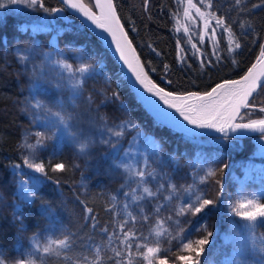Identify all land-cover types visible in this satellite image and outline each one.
Instances as JSON below:
<instances>
[{
    "label": "trees",
    "instance_id": "16d2710c",
    "mask_svg": "<svg viewBox=\"0 0 264 264\" xmlns=\"http://www.w3.org/2000/svg\"><path fill=\"white\" fill-rule=\"evenodd\" d=\"M83 1L94 8L93 0ZM195 2L199 5V0ZM256 2L258 0H247L248 7ZM44 3L49 9L55 7L65 10L56 14L27 7L23 11L17 13L11 11L0 16V38L7 37L6 44L0 42V197H2L0 249L6 253L3 257L6 264L23 259L25 252L18 250V245L30 242L44 227L50 228L52 233L56 230H59V233L62 229L70 230L76 252L90 255L92 245L100 243L103 247L106 241V234L100 230L101 227L107 226L111 230L115 226V221L122 219L121 216H113L111 211L106 210L112 203L111 196L115 195L118 202H123L122 193L128 190L121 188V185L125 184V178L122 171L113 166L111 150L107 145L96 143L87 155H78L67 139L54 145L47 142L45 148L38 149L35 158L30 156L28 150L21 148L25 136L28 137L29 143H34L35 137L29 134L39 131L31 128L37 113L31 104L36 101H30L24 94L33 88L32 68L33 65L42 63L41 52L58 49L63 53L60 58L66 60L73 68L80 63L96 65L97 61H100L103 72L111 78L110 84L100 75L86 79L84 97L77 101L78 107L75 109L82 114L79 126L85 133L96 136L95 129L88 123L90 115L97 117V124L100 123L99 116L107 117L109 125L131 119L140 126V129L151 133L161 146L164 164L161 166L157 160L152 167L166 174L165 181L170 178L178 188L180 185L188 186L194 184V175L203 176L207 167L219 168L227 164L228 168L223 173L218 172L217 177L209 181L210 187L204 184L196 185L198 189L207 193L206 198L215 196L217 187L213 181L221 178L225 194L229 185L238 191L243 188L245 193H251L253 190L264 191V179H257L259 175H264V150L258 152L256 148L258 143L256 138L262 137L261 134L225 141L217 140L218 136H189L158 123L136 100L121 74L119 65L105 46L59 0H44ZM114 3L120 20L149 75L161 86L174 92L205 91L219 80L242 74L256 58L261 45H264V8L238 13L233 6V0H214L213 10L217 11V15H224L232 23L241 48L234 54L236 61L234 64L233 57L223 51L227 36L218 31L215 39H218L219 43L216 46L222 49L220 55L223 61L217 64L215 58L211 56L212 42L206 37L201 47L197 39V30L194 32L188 26L192 31L190 33L192 42L200 47L208 59L213 60L211 65L205 64L201 68L198 59L189 51L185 35L174 30L180 25L179 21L183 15L182 10L179 11L182 4H178L177 0H114ZM201 9L204 10L203 6ZM177 12L179 15L176 18ZM242 20L250 22L255 31L245 33L240 29L239 24ZM22 25L27 26V31L18 30ZM48 41L50 45L47 44ZM44 43L45 47L42 46ZM32 47H35V58L30 56L29 61L20 62L18 53L30 55L25 50ZM181 47L188 53L187 62L184 64L178 63ZM74 49L79 51H73ZM165 65L168 66L167 70ZM153 68L154 72L151 71ZM96 70L99 71L100 67ZM55 84L54 74L46 80H37L36 87L33 88L39 95L37 101H44L52 106L55 100L60 98L67 103L70 93L67 90L60 91ZM114 91L119 92L120 100L128 107L127 112L121 111L119 100L113 102L105 100V93L111 96ZM89 94L94 101L91 108L86 100ZM255 102L258 105L264 103V91L255 97ZM69 111L73 109L69 108ZM246 112L247 110H243L241 114L244 115V119H238V122L264 117V113L258 111L245 115ZM132 133L134 132L131 130L125 133L121 140V148L122 142ZM25 156H29L32 162L45 163L49 178H44L23 164ZM172 158L179 161L178 169ZM198 161L201 162L200 165L193 167L192 165ZM61 162L66 165V170L53 172L54 165ZM14 164L19 167L14 169L12 167ZM248 170L254 175L252 181H244L242 178ZM38 176L42 180L37 189L38 198L29 204L18 194V187L21 180L32 186L34 177ZM165 181L161 183H164L167 189ZM152 186L155 191L156 185ZM165 196L166 194L162 193L159 199L164 201ZM155 202H143L144 212L151 217L141 226L145 236H148L154 219H164L170 215L173 221L180 222L179 225L166 223L172 235L175 236L183 228L186 239L202 238L205 233L197 232L195 229L206 223L213 235L209 238V244L205 246L201 264H214L212 260L218 256L223 258L226 256L228 264H259V258L252 250V242L247 232L241 229L238 240L232 237L233 227L236 226L233 225L234 218L225 210L224 203L219 204L212 212L206 211L196 216L190 214L177 216L175 210L180 201L173 198L161 209L157 217L154 209H151V204ZM85 205L94 210L99 222L95 229L91 227V222L85 219ZM17 206L21 211L17 210ZM42 206L51 209L49 215L43 214ZM121 210L122 203H118L117 211ZM132 211L136 212L134 205ZM20 216L23 217V226L18 218L14 219ZM230 223L232 225H229ZM258 234H264V225L258 228ZM149 241L152 240L149 238ZM160 247L162 249L170 247L171 250L167 253L169 264H182L173 260V254L185 253L179 250L176 240L169 245L162 237ZM164 255V252L160 253L161 258ZM49 264H55L54 259L50 260Z\"/></svg>",
    "mask_w": 264,
    "mask_h": 264
},
{
    "label": "snow or ice",
    "instance_id": "6c2138e0",
    "mask_svg": "<svg viewBox=\"0 0 264 264\" xmlns=\"http://www.w3.org/2000/svg\"><path fill=\"white\" fill-rule=\"evenodd\" d=\"M94 6L99 9V15L93 12L90 8L82 3V0H61V3L67 8L74 10L82 17V23L87 22L93 26L104 40L108 41L109 45H115V51L119 55V59L123 65L122 75L127 79L132 80L135 86V91L138 99L147 105L157 116L167 117L163 111V105H167L169 109H175L183 121L188 125H192L197 129H208L213 132L220 133L217 140L230 141L234 139L233 133L241 136L242 133L258 132L264 137V119H251L248 122L238 123V119L243 120L244 115L241 110H247L245 115L252 112L264 113V103L257 104L255 97L259 96L264 91V45H261L259 56L247 73L239 79L224 80L222 83H217L210 91L198 92L189 91L185 94H178L171 91H166L155 83L144 65L141 63L139 56L132 47V41L128 38V33L124 31L123 25L120 23V18L116 14V6L113 0H93ZM179 3H186L183 15L186 19L192 21L193 28H196V20H200L203 26V35H198L197 39L200 41L201 47L205 36L212 42L211 56L215 58L217 64L223 61L220 55L222 49L218 48L219 40L216 38V33L221 32L222 35L227 36L226 46L223 51H226L230 57L241 48L239 37H236L233 31V25L224 15H217V11L213 10L214 0H199V5L194 3V0H178ZM24 4L31 8H39L45 12L59 14L63 12L64 8H47L44 0H0V9H5L9 5ZM203 6V9H201ZM234 8L239 12L251 11L252 9L264 8V0H258L256 3H251L248 7L247 0H233ZM193 13L195 15H193ZM240 29L247 32H254V26L242 20L239 24ZM18 30L27 31V26L22 25ZM175 31H181L179 28ZM210 30V31H209ZM185 33L186 44L189 47L191 54L199 61L201 68L213 63L212 59H208L200 47L192 42V35L189 34L188 27L183 28ZM257 38L259 34H256ZM110 37V38H109ZM0 42L6 44L7 37L0 38ZM233 44L235 45L233 47ZM30 55H23L18 53V60L25 62L31 58H35V47L26 49ZM73 51H79L74 49ZM155 51V49H153ZM180 55L178 63H186L188 53L184 48H180ZM43 60L40 65H33L32 68V87H36L37 80H46L50 75L54 74L56 80V88L60 91L67 90L70 97L67 103L63 99H56L52 106L44 101H36L31 104V107L38 113L39 127L45 131H38L30 133L29 135L35 137L34 143L28 142V137L25 136L21 148L28 150L31 157L35 158L38 149L46 147L49 140H64L67 139L72 143L78 155H87L91 148L100 143L107 145L111 150L113 166L122 171L125 178V184L121 188H127L123 191L124 201L118 202L117 196H111V205L108 211H111L113 216H121L122 219L115 221V226L110 230L107 226L101 227V231L106 234V241L102 247L100 243L91 246L90 255H85L83 252H76L74 248L73 234L68 229L61 230V236L58 238L46 237L43 241L40 239V234H36L33 238L31 248L26 253L27 259H20L16 264H49L50 260L55 261V264H169V257L167 253L171 250L169 248L162 249L160 247V238L164 237L169 245L173 240H176L179 245V250L187 254L175 255L173 260L182 262V264H201V257L205 253V246L209 244V238L213 233L208 230V225L201 224L199 228L195 229L197 232H203L202 238L191 240L186 239L183 235L185 229L181 228L175 236L166 227L167 222H172L179 225V220L173 221L170 215L164 219H156L155 224L151 227L149 235L145 236L141 231V226L148 222L151 217L144 212L143 203L157 201L154 204V214L159 217L162 208H165L168 202L173 198L180 201L177 205L175 214L177 216H185L190 214L196 216L197 214L212 212L216 210L219 204L226 203L230 212L244 221L242 228L247 231L251 239L252 250L259 258V264H264V234H258V228L264 225V191L259 193H252L251 198L244 196L243 188L240 189L241 195L235 200L225 201V193L223 191V180L215 179L213 183L217 187V191L213 198H206L207 193L199 191L197 184H204L210 187L209 181L217 177V173H223L227 164H223L219 168L207 167L204 169L203 176L194 175V184L188 186L180 185L178 188L171 179L165 181V173L158 172L152 167V164L157 160L163 166L164 161L161 157V146L154 137H149L148 134L140 130V126L133 120H122L119 123L109 125L107 117L99 116L100 123L97 124V117L89 116L88 123L96 131L94 137L91 133H85L80 128L81 113L76 112L78 107L77 101L84 97V85L87 78H92L96 75L103 76L106 83H111V78L106 76L102 70L100 61L96 65L89 63H80L73 68L66 60L60 58L63 56L58 49H52L49 52H41ZM150 63V62H149ZM97 67L100 70L97 71ZM167 70L168 66H164ZM259 67V71L257 68ZM155 71V69H151ZM170 84L171 81H168ZM119 86V85H118ZM145 93L151 94L145 95ZM152 97H157L158 100ZM35 100V96L32 97ZM88 105L91 108L94 101L89 94L86 98ZM105 100L107 102L120 101L121 111L127 112V105L120 100L119 92L114 91L111 96L105 93ZM104 102H102L103 104ZM53 108L57 110H53ZM69 108L73 111H69ZM99 112V108H96ZM191 129V128H188ZM186 129V131H188ZM131 130L135 136L131 140V144H135L138 140H143L150 145L149 156H144L141 160L135 163H129L133 159L129 150H122L121 140L125 133ZM189 132V131H188ZM123 156L121 157V152ZM176 168H179V161L172 158ZM201 162L192 165L198 167ZM206 163V161L204 162ZM29 169L35 173L41 174L44 178L47 177L46 166L43 162H32L29 156L23 159ZM18 168V165H12ZM79 167V165H73ZM66 165L64 163H56L52 168L53 172L65 171ZM165 181L168 185L165 189ZM156 185V190L153 191L149 183ZM42 183L41 178L34 177V183L29 186L28 182L21 180L18 187V194L21 198L31 204L38 198V186ZM59 183V181H57ZM134 185V186H133ZM167 191L168 195L164 197V201H159V195ZM181 192L183 195H181ZM185 197L187 201L185 202ZM2 198V197H0ZM122 203V210L117 211V204ZM133 205L136 212L132 211ZM17 210L21 211L19 206ZM44 215H49L51 209L42 206ZM85 219L91 222L93 229L97 228L99 222L94 215V210L85 205ZM19 219L23 226V217H14ZM241 228L233 227L232 237L236 240L240 238ZM155 239V246L149 244V238ZM165 255L161 258L160 253ZM110 253V254H109ZM6 255L3 249H0V264H6L4 256Z\"/></svg>",
    "mask_w": 264,
    "mask_h": 264
},
{
    "label": "rangeland",
    "instance_id": "374dc122",
    "mask_svg": "<svg viewBox=\"0 0 264 264\" xmlns=\"http://www.w3.org/2000/svg\"><path fill=\"white\" fill-rule=\"evenodd\" d=\"M178 1V0H177ZM194 3L195 0H194ZM179 4V2H178ZM182 4V3H180ZM28 6L27 5H24V4H19V5H9L7 8L5 9H0V16H3L5 14H7L8 12H11V11H14V12H20V11H23L27 8ZM184 7H186V3H183L182 4V9H179V11L182 10L181 14H183V10H184ZM177 15H179V13L177 12L176 14V18H177ZM193 15H195L193 13ZM175 18V19H176ZM180 25L178 26V28L181 30L180 32L185 35V33L183 32V28L184 27H188L190 26L191 29L195 32V30H197V35H203V26H202V22L200 20H196L195 23L197 25L196 28H193V25H192V21L191 20H188L184 17V15H182L180 21H179ZM192 33L191 30H189V34ZM207 36H205V39H206ZM204 39V41H205ZM203 41V42H204ZM45 44L44 43L42 46L45 47ZM48 45H50V41H48L47 43ZM24 96L26 98H28L30 101L32 100V97L35 96V100L33 101H37L38 98H39V95L36 91H33V88L29 89L27 91V94H24ZM43 115L42 113H36L35 117H34V122L32 123V126L31 128H36V130L38 131H45V129H43L42 127H39V116ZM264 119V118H263ZM142 130V129H140ZM144 133L148 134L149 137H154L151 133H148V132H145L144 130H142ZM135 136V133H132L128 136L127 139H125L123 142H122V150H129L132 154V157L133 159H130L128 162L129 163H135L136 161H139L141 160L144 156H149V159H150V145L148 143H146L145 141L143 140H138L135 144H131V140L132 138ZM155 138V137H154ZM156 140V139H155ZM256 140L258 141L257 145H256V148H257V151L260 152V151H263L264 150V138L260 137V138H256ZM157 141V140H156ZM49 145H54V144H59L61 143L62 141L61 140H49L47 141ZM256 151V150H255ZM256 151V155H258V152ZM123 156V151L121 152V157ZM158 172H160L159 170H157ZM244 181H252L254 180V175L252 172H250L249 170L245 173V177H242ZM257 179H260V180H263L264 179V175H259L257 177ZM81 183H83V181L81 180ZM152 184L154 183H149V186L152 188V190H154L155 188L152 186ZM134 186V185H133ZM155 186V184H154ZM198 188V187H197ZM199 191H202L199 189ZM259 193L261 191L259 190H253L251 193H245L243 192L242 194L244 196H247L249 198H251V194L252 193ZM163 194H166L168 195L167 191H165ZM241 195V192L236 190L235 188H233V186L229 185L227 186V189H226V194H225V197H224V200L225 201H232V202H235V200L238 198V196ZM187 199V197H185ZM184 198V199H185ZM159 201L162 202L161 199H159ZM157 202V201H156ZM155 202V203H156ZM261 202H264V200H261ZM143 203V202H142ZM154 203V204H155ZM154 204L152 206V210L154 209ZM180 204V202H179ZM224 208L225 210L229 213V216L233 217L234 218V224L237 228H241L242 230H244L245 232H247L245 229L242 228V225L244 224V221L240 220L239 217L237 216H234L230 210L228 209L227 207V204L224 203ZM159 219V218H157ZM155 221L156 219H154V221L151 223L152 224V227L154 226L155 224ZM229 225H232V223H230ZM167 227V224L165 225ZM41 232V233H40ZM40 239L43 241L46 237H49L51 236L52 238H56V236L60 237L61 236V233H59V230H56L54 231V233H52L53 231H51L50 228L48 227H44L42 228V230L40 231ZM147 235H149V232L147 233ZM150 240L152 241H149V244L152 245V246H155V239L150 237ZM32 242H33V239L30 240V242H24L25 245H18V250L20 251H23L25 252L24 253V256H23V259H27V256H26V253L29 251V249L31 248V245H32ZM182 254H187L186 252L185 253H181V254H178V255H182ZM212 262L214 264H228V258H226V256L221 257V256H218L216 257L215 259L212 260ZM10 264V263H9ZM11 264H16L15 263H12Z\"/></svg>",
    "mask_w": 264,
    "mask_h": 264
},
{
    "label": "water",
    "instance_id": "95a60500",
    "mask_svg": "<svg viewBox=\"0 0 264 264\" xmlns=\"http://www.w3.org/2000/svg\"><path fill=\"white\" fill-rule=\"evenodd\" d=\"M59 2L61 3V0H59ZM82 3L84 5H86L88 8H90L93 12H96L97 15H99V9L96 8L94 6V8L90 7L86 2H84L82 0ZM113 3H114V0H113ZM62 4V3H61ZM63 5V4H62ZM93 5H94V2H93ZM115 5V3H114ZM75 18H77L81 23H82V17L80 15H78L74 10L72 9H69L67 8L65 5H63ZM116 14L118 15V12H117V9H116ZM119 16V15H118ZM120 18V17H119ZM120 23L123 25L122 21L120 20ZM104 46L105 48L109 51V53L111 54V56L114 58V60L116 61V63L119 65L121 71H122V68L126 67L123 65L122 61L119 59V55L118 53L115 51V45H109L108 41L104 40L103 37L99 34V32L93 27L91 26L90 24H88L87 22H84L82 23ZM124 28V31H126L125 27L123 26ZM127 32V31H126ZM110 38V37H109ZM128 38L131 40L130 36L128 35ZM132 41V40H131ZM132 47L135 49L136 51V54L139 56V53L135 47V45L133 44L132 42ZM260 52V51H259ZM259 52L256 56V58L254 59V61L246 68V70L236 76V77H232V78H226V79H222V80H219L217 81L216 83H214L212 86H210L207 90L205 91H198V92H206V91H210L212 89V87H214L217 83H222L224 80H232V79H239L240 77H242L243 75H245L248 71L249 68H251V66L256 63V60L259 56ZM140 58V56H139ZM140 61L141 63L143 64L141 58H140ZM144 65V64H143ZM145 68V66H144ZM146 70V68H145ZM147 71V70H146ZM257 71H259V67L257 68ZM149 74V73H148ZM150 76V75H149ZM151 77V76H150ZM127 83H128V86L130 88V90L133 92L136 100L139 102V104L152 116V118L154 120H156L158 123L162 124L163 126H166L168 128H171V129H174V130H177L179 132H182L183 134H186V135H189V136H197V137H201V136H220L221 134L220 133H216V132H213L212 130H208V129H197L195 128L194 126L192 125H188L186 121H183V117H180L179 116V113L176 112L175 109H169L167 107V105H163V102L162 101H159L160 105L164 108L163 111L167 114V117H163V116H157L155 115L154 113L151 112L150 109H148L147 105H145L142 101H140L136 95V91H135V86L133 85L132 83V80L130 79H127L125 77ZM151 79L157 83L160 87H163L161 86L158 82H156L152 77ZM166 91H171V90H168L166 89L165 87H163ZM171 92H174V91H171ZM175 93H178V92H175ZM187 92H183V93H178V94H185ZM145 95H151V94H148V93H145ZM153 99L155 100H158L157 97H152ZM243 112V109L241 110V113ZM264 117L262 118H259V119H263ZM238 122V121H236ZM248 122V121H247ZM238 123H241V122H238ZM246 123V122H244ZM188 128H191V129H188ZM186 129H188V131H186ZM234 138H243V137H246V136H251V135H260V133L258 132H249V133H242L241 136H238L237 134L233 133L232 134Z\"/></svg>",
    "mask_w": 264,
    "mask_h": 264
}]
</instances>
